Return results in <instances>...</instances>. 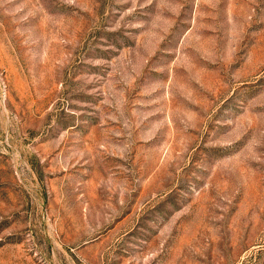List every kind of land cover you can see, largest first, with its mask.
<instances>
[{"label": "rangeland", "instance_id": "374dc122", "mask_svg": "<svg viewBox=\"0 0 264 264\" xmlns=\"http://www.w3.org/2000/svg\"><path fill=\"white\" fill-rule=\"evenodd\" d=\"M0 264H264V0H0Z\"/></svg>", "mask_w": 264, "mask_h": 264}]
</instances>
